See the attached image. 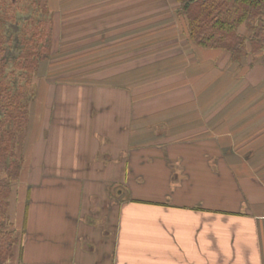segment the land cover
I'll use <instances>...</instances> for the list:
<instances>
[{
  "label": "crops",
  "instance_id": "0c3cea01",
  "mask_svg": "<svg viewBox=\"0 0 264 264\" xmlns=\"http://www.w3.org/2000/svg\"><path fill=\"white\" fill-rule=\"evenodd\" d=\"M167 1L45 0L75 80L46 141L31 108L10 264H264V66L174 43Z\"/></svg>",
  "mask_w": 264,
  "mask_h": 264
},
{
  "label": "trees",
  "instance_id": "16d2710c",
  "mask_svg": "<svg viewBox=\"0 0 264 264\" xmlns=\"http://www.w3.org/2000/svg\"><path fill=\"white\" fill-rule=\"evenodd\" d=\"M194 49L228 53L241 70L264 66V0H172ZM55 13L45 0H0V264L22 245L11 219L27 156L31 108L54 58Z\"/></svg>",
  "mask_w": 264,
  "mask_h": 264
},
{
  "label": "rangeland",
  "instance_id": "374dc122",
  "mask_svg": "<svg viewBox=\"0 0 264 264\" xmlns=\"http://www.w3.org/2000/svg\"><path fill=\"white\" fill-rule=\"evenodd\" d=\"M171 1L172 0H168L166 3L170 7V10L169 11L172 13V17H173V25H174L173 26V31H174V34H175L174 36L175 37L172 40H173L174 43L180 42V43L183 44V42H185V50H190L191 53H192L193 52L191 50V48H193L192 45L188 44V42L182 38L183 33H184V30L182 28V25L178 21V18L176 17V10L178 8V4L175 1L173 3ZM60 14H62V13H60ZM60 14H58V15H60ZM64 16H65V19H67L66 21H68L69 20V12H65L64 13ZM62 17H63V14H62ZM58 22H59V20H58ZM169 22H171V21H168V23ZM66 24H67V22H66ZM57 27H58V29H57V36L60 37V43H61V41H62V43H63V41L64 42H68V38H69L68 35L70 34L71 31H75L74 29L76 27V22L71 25V28L68 26V24L67 25H63L61 23ZM159 30H162V27L159 28ZM177 35L180 36V38L178 39L180 41H178L176 39V37H178ZM172 40L171 39H168V41L165 42V43H171ZM186 46L190 47V49L186 48ZM65 47L67 48V45ZM68 49H69V46H68ZM190 51H188V53ZM68 56H69V54L67 53V54H62L60 56L55 57V61L53 62V64H55V67L54 68L57 69V71L60 70V73H59L60 75L57 74V75L52 76L50 79H45V80L41 81V83H40V90L42 92V95L47 90L49 91L53 85H59V84H66V85H68L71 82L72 79L75 80V78L69 76V74H68L69 72L64 71V69L70 68V61L69 60H67V61H64L63 60V59H65ZM57 83H59V84H57ZM53 90L54 89L52 87V91ZM53 93H55V92H53ZM41 101H42V103H40V104H37L36 103V109H38L41 106V108L43 110V107H45V105H46L47 106L46 107L47 108V114L45 115V124L46 125L44 124V126H43V131L41 132V137H40L39 140L46 141V138L48 137V135L50 133V125L52 124V121H53L52 116H53V107H54V104H51V103H53L54 100L53 101L52 100H49V101L46 100L47 102L44 103L45 100H44V97H42ZM38 111H39V109H38ZM35 123L32 125V128L30 129L31 130L30 133L33 132V131L36 132V130H37L36 126H34ZM30 137L32 138V133H31ZM28 139H29V136H28L27 140ZM27 150L29 151L28 145H27L26 151ZM26 159H27V156H26ZM19 184L17 186H19ZM16 188H17L18 195L15 196L14 198H16V200H17L16 208H18V206L21 207V204H19V199H21V190H20L19 187H16ZM13 208H15V206ZM13 213L15 215L17 214L15 212H13ZM16 217H17V215H16Z\"/></svg>",
  "mask_w": 264,
  "mask_h": 264
}]
</instances>
